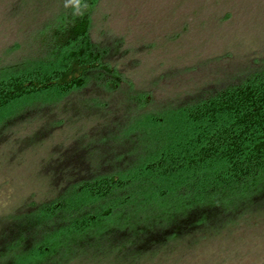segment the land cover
Returning a JSON list of instances; mask_svg holds the SVG:
<instances>
[{
    "label": "trees",
    "instance_id": "trees-1",
    "mask_svg": "<svg viewBox=\"0 0 264 264\" xmlns=\"http://www.w3.org/2000/svg\"><path fill=\"white\" fill-rule=\"evenodd\" d=\"M98 1L81 0L83 15L47 28L35 57L1 70L0 138L87 86L97 93L120 89L122 73L111 63L123 54L122 41L91 39ZM255 65L151 115L138 113L147 97H133L120 127L57 149L53 163L64 187L53 201L0 219V264H49L57 257L67 263L99 240L128 251L132 263L201 225L226 223L242 206L264 211V64ZM131 120L153 127L127 130ZM150 135L154 146L142 147ZM137 195L142 201L134 204ZM102 219L111 227L96 233Z\"/></svg>",
    "mask_w": 264,
    "mask_h": 264
},
{
    "label": "rangeland",
    "instance_id": "rangeland-1",
    "mask_svg": "<svg viewBox=\"0 0 264 264\" xmlns=\"http://www.w3.org/2000/svg\"><path fill=\"white\" fill-rule=\"evenodd\" d=\"M67 2L0 0V72L35 57L47 28L77 16L74 6L65 7ZM91 20L93 42L115 38L123 43V54L111 63L122 73L120 89L97 93L87 86L51 111L33 113L29 121L4 132L0 219L56 199L64 187L53 163L57 153L80 141L95 142L110 127H120L129 99L147 97L138 113L151 115L264 64V0H99ZM99 102L107 105L100 113ZM148 125L131 120L125 126L146 133L153 127ZM151 136L144 137L142 147L154 146ZM104 153L99 156L105 158ZM139 197L134 204L142 201ZM168 205L162 203L164 209ZM129 219L126 215L122 225ZM105 221L97 223L96 233L111 227ZM107 245L99 240L79 248L62 264H264V211L242 206L230 213L226 223L213 229L201 225L191 235L168 240L132 263L128 251L120 254ZM58 260L49 264H61Z\"/></svg>",
    "mask_w": 264,
    "mask_h": 264
},
{
    "label": "clouds",
    "instance_id": "clouds-1",
    "mask_svg": "<svg viewBox=\"0 0 264 264\" xmlns=\"http://www.w3.org/2000/svg\"><path fill=\"white\" fill-rule=\"evenodd\" d=\"M74 6V15H83L82 9H81V0H68V2L65 4V7ZM84 8H87V4H84Z\"/></svg>",
    "mask_w": 264,
    "mask_h": 264
}]
</instances>
